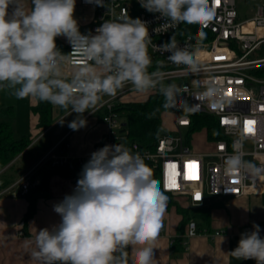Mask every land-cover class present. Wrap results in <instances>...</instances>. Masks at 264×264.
I'll list each match as a JSON object with an SVG mask.
<instances>
[{
	"label": "clouds",
	"instance_id": "1",
	"mask_svg": "<svg viewBox=\"0 0 264 264\" xmlns=\"http://www.w3.org/2000/svg\"><path fill=\"white\" fill-rule=\"evenodd\" d=\"M87 2L103 6V0ZM139 3L174 25L204 24L212 18L207 0ZM75 4L76 0H31L29 11L24 0H0V89H11L17 99L32 97L61 107L68 115L79 114L68 124L72 130L86 126L83 113L93 112L103 95L114 96L126 83L139 92L158 87L166 106L177 97L179 86L165 85L159 70L148 72L152 40L147 22L129 17L125 10L118 20H106L95 35H84L74 18ZM59 36L67 38L71 54L84 60L74 67L71 79L62 75L71 54L57 48ZM153 47L170 53L167 59L184 65L190 74L199 72L194 54L180 47L174 35ZM214 91L209 88L205 95ZM224 163L226 170L260 171L245 162L239 151ZM167 201L138 153L118 144L105 145L91 153L73 193L54 205L61 221L38 231L32 257L39 264H128L130 247L132 264H154V242ZM252 227L241 233L230 254L264 264V237L258 224Z\"/></svg>",
	"mask_w": 264,
	"mask_h": 264
},
{
	"label": "built area",
	"instance_id": "2",
	"mask_svg": "<svg viewBox=\"0 0 264 264\" xmlns=\"http://www.w3.org/2000/svg\"><path fill=\"white\" fill-rule=\"evenodd\" d=\"M83 5L99 7L92 34L106 20H118L122 15L130 17L129 7L136 6L135 18L147 22L152 43L148 54L152 64L148 72L159 70L163 80L180 78L186 81L179 94L187 98L186 111L172 120L173 131L164 134L154 151L142 150L134 145L130 151L138 153L144 162L157 171L160 187L167 197L186 196L190 204L198 207L204 204L207 196L239 198L244 195L264 197V0H207L212 18L204 24H191L190 33L180 34L187 23L171 24L158 13H150L142 8L139 0H103V6L95 2L81 0ZM250 8V9H246ZM249 17L243 18L244 10ZM131 13V15H134ZM157 29V32L153 30ZM199 30L200 33H195ZM201 33L203 35L201 36ZM180 47L194 54L199 72L190 74L184 65H176L167 59L170 53L162 52L154 45H162L171 36ZM209 41H205V39ZM73 48L67 43L66 55ZM70 66L84 63L81 56L71 54L67 60ZM158 62H162V65ZM209 88L211 96L205 95ZM137 93L130 83L118 89L114 96L103 95L107 99L99 106L105 110L103 122L109 130L103 142L116 145L124 138V123L116 111L125 95ZM158 93V88L150 89ZM183 100L179 101V105ZM193 116H206L215 121L223 138L208 140V128L201 132L206 135L208 152L195 149L198 132H192ZM254 121L251 132L246 131V122ZM68 146V145H67ZM236 151L242 153L245 162L259 169L226 170L225 159ZM54 167H67L71 171L82 169L87 159L70 160L65 156L52 155ZM40 185L24 177L17 184L9 186L0 195L25 197ZM199 196V199L197 197ZM260 235L264 237V226ZM198 227L194 221L187 225L186 236H197ZM218 231L215 236H220Z\"/></svg>",
	"mask_w": 264,
	"mask_h": 264
},
{
	"label": "crops",
	"instance_id": "3",
	"mask_svg": "<svg viewBox=\"0 0 264 264\" xmlns=\"http://www.w3.org/2000/svg\"><path fill=\"white\" fill-rule=\"evenodd\" d=\"M24 4L30 11L31 0H24ZM97 8L99 7L83 5L81 0H76L74 18L77 22H94ZM81 34H92V29ZM67 43V38L63 36L56 38L57 48L63 54H66ZM73 70L74 67L66 61L63 77L71 79ZM141 94L137 101L131 102H145L153 92L148 90ZM128 96H123L120 103H130ZM106 99L107 97H101L96 108L92 109L94 113H83L86 126L72 130L68 124L79 114L73 112L68 115V111L51 103L53 123L47 129L41 128L40 116L33 111L38 105V99L29 97L28 129L19 138L29 135L32 143L0 175L5 173V179L11 181L10 186L26 176L31 181H47V186L37 197L35 215L27 222L25 217L29 208L28 198L0 195V264H39L32 257V252L36 250L35 237L40 229H51L60 223L61 217L54 211V205L66 195L72 194L78 181L55 174L56 168L51 156L89 160L91 153L103 147L109 127L103 122L105 110L99 106ZM9 106L14 109V118L15 106L9 104L3 107ZM62 120L61 124L59 121ZM122 121L124 122V118ZM195 149L201 152L196 148V139ZM12 165L14 166L9 169ZM261 198L257 195L239 198L207 196L203 205L194 207L186 196L168 197L162 228L154 242V264H256L255 260H237L230 252L237 247L241 233L252 231L253 223L261 226L264 222V209L259 210ZM180 210L196 215L190 221L197 224V236H186L190 221L181 233L183 215ZM218 231L222 234L215 236ZM176 240L182 241L176 243ZM127 251L128 264H132L131 248Z\"/></svg>",
	"mask_w": 264,
	"mask_h": 264
},
{
	"label": "trees",
	"instance_id": "4",
	"mask_svg": "<svg viewBox=\"0 0 264 264\" xmlns=\"http://www.w3.org/2000/svg\"><path fill=\"white\" fill-rule=\"evenodd\" d=\"M191 24L181 29L180 34L190 33ZM195 33H200L196 30ZM209 41V39H205ZM169 104L166 106L165 97L160 93H153L149 96L145 102H132V103H120L116 111L124 118L123 132L124 138L118 145H122L129 150L134 146H138L142 150L154 151L158 144V140L167 133L162 124V115L169 110ZM33 111L40 116L39 126L47 129L52 123V106L49 102L38 100V105L34 107ZM14 116L13 107H1L0 118ZM192 132H200L204 127L208 128V140L215 141L223 138L220 129L210 118L206 116H193ZM32 141L29 135L22 136L21 138H15L14 130L11 123L0 119V173L9 166L16 158L24 154L30 147ZM152 172V178L158 182L160 187L159 177L157 171H155L149 163L144 162ZM12 165L9 169H11ZM55 174L61 175L68 179H79L82 169L77 168L71 171L67 167H55ZM5 175L2 173L0 177ZM11 185L9 179L0 181V192L5 190ZM47 181L25 196L29 200V208L25 217V221L30 220L36 213V201L38 195L45 190ZM161 189V187H160ZM162 191V190H161ZM183 215L182 231L185 225L191 220L195 219L196 215L191 214L188 211L180 210ZM182 240H176V243H181ZM174 242V243H175Z\"/></svg>",
	"mask_w": 264,
	"mask_h": 264
},
{
	"label": "rangeland",
	"instance_id": "5",
	"mask_svg": "<svg viewBox=\"0 0 264 264\" xmlns=\"http://www.w3.org/2000/svg\"><path fill=\"white\" fill-rule=\"evenodd\" d=\"M254 2V0H252ZM255 5H258V0H256ZM130 9V17L134 19L135 17V12H136V6L135 5H131L129 7ZM246 9H250V8H246ZM244 10V16L243 18L249 17L251 14L250 13H246L249 10ZM101 13V9L97 8L96 9V16L95 18ZM131 13H133L134 15L132 16ZM79 26H80V32H90L92 27L94 26V22L90 23H86L84 21H79ZM264 56V52L261 54V56L259 57H263ZM186 81L181 80L180 78H171V79H167V80H163V83L165 85L167 84H176L177 86H179L180 88L182 87V85L185 83ZM158 88V87H157ZM159 91V90H158ZM141 93L144 92H139L137 91V93H131L129 94L127 100H130V103H132L131 101H137L136 99H138L139 97L142 96ZM28 103H29V98H24V99H17L13 94H12V90L11 89H0V108L5 106V105H13L15 106V110H16V116L14 118L11 117H2L0 118L3 121H6L8 123L12 124L13 130H14V136L15 138H19L22 134H25V132H27L28 129V124H29V107H28ZM179 113L177 111L171 110L169 109L168 111L163 113L162 116V124L164 129L167 131V133H171L173 131V125H172V120L178 116ZM121 120H123V117H120ZM196 148L201 151V152H208L209 149H207V145H206V141H205V134L204 132H198V134L196 135ZM5 177L7 176H1L0 177V181H3L5 179ZM260 211H263L264 209V197L261 198V202H260V207H259ZM264 212V211H263ZM264 226V222L261 224L260 227Z\"/></svg>",
	"mask_w": 264,
	"mask_h": 264
},
{
	"label": "water",
	"instance_id": "6",
	"mask_svg": "<svg viewBox=\"0 0 264 264\" xmlns=\"http://www.w3.org/2000/svg\"><path fill=\"white\" fill-rule=\"evenodd\" d=\"M183 100V104L179 105V101ZM169 109L174 111H186L187 109V98L183 94L177 95L176 98L169 104Z\"/></svg>",
	"mask_w": 264,
	"mask_h": 264
},
{
	"label": "snow or ice",
	"instance_id": "7",
	"mask_svg": "<svg viewBox=\"0 0 264 264\" xmlns=\"http://www.w3.org/2000/svg\"><path fill=\"white\" fill-rule=\"evenodd\" d=\"M254 123L255 122L254 121H251V120L247 121L246 122V125H247L246 131L251 132L252 131V128L250 126L253 125ZM197 199H199V196L197 197Z\"/></svg>",
	"mask_w": 264,
	"mask_h": 264
}]
</instances>
